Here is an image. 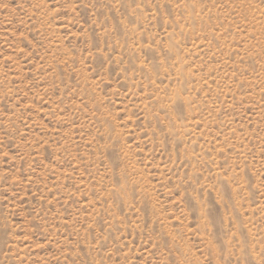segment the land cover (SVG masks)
I'll use <instances>...</instances> for the list:
<instances>
[{
	"label": "rangeland",
	"instance_id": "rangeland-1",
	"mask_svg": "<svg viewBox=\"0 0 264 264\" xmlns=\"http://www.w3.org/2000/svg\"><path fill=\"white\" fill-rule=\"evenodd\" d=\"M0 264H264V0H0Z\"/></svg>",
	"mask_w": 264,
	"mask_h": 264
}]
</instances>
